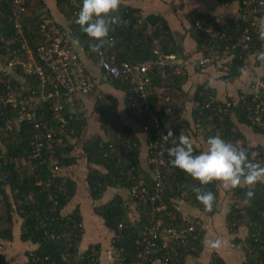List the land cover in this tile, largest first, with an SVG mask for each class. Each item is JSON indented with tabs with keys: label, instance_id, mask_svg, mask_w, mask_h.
Returning <instances> with one entry per match:
<instances>
[{
	"label": "trees",
	"instance_id": "1",
	"mask_svg": "<svg viewBox=\"0 0 264 264\" xmlns=\"http://www.w3.org/2000/svg\"><path fill=\"white\" fill-rule=\"evenodd\" d=\"M55 1L59 11L67 20V24L61 25L67 28L72 44L80 57V53L84 52L93 61L100 63L99 52L101 51L106 58L113 59L116 64L120 65L124 61L143 62L149 57L155 56L154 51L159 49V52L166 56L175 55L176 58L187 59L183 45L176 42L170 27L162 16L149 14L143 17L140 9L122 2L119 11L113 14L118 18V22L111 26L113 30L109 34V39L114 40V45L105 43L94 51L90 45L95 44L96 41L80 30V26L75 23L73 16L74 12L80 8L82 0ZM220 1L223 3L222 0ZM225 1L232 3L235 0ZM242 1L237 0L240 8ZM48 18H51V13L46 8L44 0H34V3L29 5L23 13L16 11L14 0H0V57L3 63L7 64L8 61L14 59L16 50L22 57H27L24 45L35 54L37 46L43 41L40 24ZM188 18L191 24L189 31L197 42L201 55L207 54L205 47L208 46V38L212 31L226 32L225 41L219 40L221 44H224L229 38L234 42L245 26V21L242 18L234 16L220 19L210 14H189ZM197 21L204 25L199 28L196 25ZM150 26L155 28L151 33H148ZM75 41L78 43H74ZM252 43L262 50L264 40L253 34ZM246 59V55L241 56L237 52L227 72L222 75V80L228 82L239 78L244 71ZM176 67L177 65L168 64L164 68L155 69L152 74V85L148 88L153 108H161L163 111L167 108L171 109L172 114L164 115V118L181 116L185 109L184 101L187 93L182 90V85L187 80L188 73L185 71V74L183 72L174 74L173 71ZM14 73L13 83L20 85L21 78H24L27 84H31L32 88L36 89L39 83V78L36 75H26L19 69ZM4 80L5 71L0 70V92L5 90ZM115 83L122 82L116 79ZM210 94L216 95V89L210 85L209 81L197 85L193 94L195 105L192 118L194 123H197L205 132L206 140L210 136H216L217 133L225 140L235 144L241 140L242 148L247 150L249 158L253 162L264 164V145L249 143L237 125H247L252 128L254 133L264 136V129L256 124L253 113L248 110L253 105V95L242 93V98L237 102H234L232 98H228L226 101L219 100L226 110L215 115L203 107L205 99ZM261 98L264 100V92L261 93ZM227 103L230 105L227 106ZM102 107H106V105L99 102L98 108ZM108 112L110 111L108 110ZM65 114L69 115L67 111ZM14 115H16V111L10 108L0 109V142L4 146V150H1L0 154V202L5 205L6 210V216L0 217V223L2 221L8 223V227L0 229V239L7 243L14 241V222L17 217L21 220L19 240L31 246L25 251V264H101L102 248L100 243L89 246L85 251H81L79 248V239L83 232L79 206L69 215L63 214L65 207L76 195L77 183L68 175L63 174L62 169L77 162L76 156L73 154L76 143H72L71 139L82 138L86 118L79 114L69 120L67 128L69 136L64 135L66 146L52 144L51 147L44 149L40 159L34 160L32 159V141L35 139L36 130L33 124L24 122L20 124L18 130L10 132L8 120L12 119ZM38 115L49 126H55L56 120L51 112L46 111L45 106H39ZM137 118L140 122L145 123L146 119ZM105 122L102 127L107 133H113V139L106 141L100 136L93 137L80 147L89 164L86 182L94 202L101 200L109 187L127 189L129 186L124 183L125 179L121 171H126L134 164H139L136 161L138 138L128 127L118 121ZM176 134L177 138L180 134L191 138L187 130L185 132L178 130ZM110 144L115 146L113 151ZM174 146V143L170 142L164 147L163 155L168 162L172 159L168 154V149ZM193 147L194 154L202 151L195 144ZM253 152L256 153V157H252ZM135 157L136 159H133ZM55 158L59 159L62 167L59 172L53 171L52 161ZM24 161L31 163L27 164ZM171 167V172H168L171 181L167 183L162 197L163 204L159 205L157 211V215L163 220L164 225L178 226L181 223L178 218L180 211L175 208L172 202L174 197L183 198L191 206L203 210L205 213L215 212L219 196V182L203 186V190H210L215 194L213 207L209 211L197 200L196 193L192 190L194 187H200L199 181L173 165ZM143 174L148 185H151L150 168L144 170ZM248 190L250 189L247 185L231 189L234 201L226 216V222L230 233H235L232 245L243 244L246 254L245 264H264V183H258L251 189L255 193L251 200H247L245 195ZM94 212L104 220L106 228L112 231L114 236L109 246L113 249L115 261L109 263L137 264L140 247L138 241L141 238L142 229L147 224L149 207L138 206L135 214L129 208L124 197L117 193L103 204L95 205ZM120 223L126 224V227L120 229ZM242 225L248 228L245 239H241L237 234ZM203 238L204 230L199 233L196 231L195 236L187 245L188 248L177 247L175 243L162 248V242H158V247L154 252L155 261H151L149 264H157L156 259L173 254V249L179 252V261L170 264H183L187 254L191 253L192 246L197 245V248L202 249ZM8 262L5 254L0 251V264H8ZM210 264H224V262L219 255L213 254Z\"/></svg>",
	"mask_w": 264,
	"mask_h": 264
},
{
	"label": "built area",
	"instance_id": "2",
	"mask_svg": "<svg viewBox=\"0 0 264 264\" xmlns=\"http://www.w3.org/2000/svg\"><path fill=\"white\" fill-rule=\"evenodd\" d=\"M222 1L224 4H229L225 0ZM33 3L34 0H14L16 11L20 13L25 12L27 7ZM241 5V18L245 21V26L236 40L232 42L229 38L226 40L227 42L221 44L219 40L225 39L226 32L212 31L208 38V46L205 47L207 54L192 59L189 62L190 66L200 70L215 67L224 74L232 64L237 52L241 56L246 55L247 57L259 52V48L252 41L253 34L259 36V21L264 18V0H243ZM78 11L79 9L73 15L75 20ZM196 25L201 28L204 23L197 21ZM154 28L150 26L148 33H151ZM40 31L43 41L37 46L35 54L24 45L27 57H22L18 50L14 51L15 58L8 61L7 64L3 63L0 57V68L5 71V90L0 92V109L10 108L16 111V115L8 120L10 132L18 130L20 124L24 122L33 124L36 130L35 139L32 141V159L34 160L40 159L44 149L51 147L52 144L66 146L64 135L69 136L67 128L69 120L73 119L72 116L65 114L66 102L75 94H90L96 86V80L73 46L67 28L53 18H48L40 24ZM154 52L155 56H151L143 62L124 61L120 65L116 64L113 59L106 58L101 51L99 52L100 68L105 75L111 79L126 81L129 84L128 108L135 117L147 120L142 127L150 135L146 164L150 168L152 184L148 185L143 174L144 167L140 163L134 164L126 171H121L125 179L124 183L129 186L127 190L137 205L149 207L147 224L142 229L141 238L138 241L140 247L137 264H149V262L155 261L154 252L158 247V242H162V248L174 243L177 247H187L196 231L199 233L204 229L201 218L188 212L180 213L178 218L181 223L178 226H165L163 220L157 215L159 205L163 204L162 197L167 183L171 181L168 172H171L172 167L164 158V147L170 142L177 141L178 138L176 130H166L162 122L164 115L172 114L171 109L167 108L164 111L161 108L155 109L149 99L148 88L152 85V74L155 69L168 65V60L172 58L160 53L159 49ZM18 69L26 75H36L39 78L36 89H33L31 84H27L24 78H21L20 85L13 83L14 72ZM175 71L176 74L179 73L177 70ZM262 92H264V78L253 80L250 93L253 95L254 102L248 110L253 113L256 124L264 129ZM42 105L46 107V111L52 113L56 120L55 126H49L39 117L38 109ZM226 105L229 106L230 103ZM203 107L215 115L226 110V107L219 103L215 94H210L205 99ZM196 126L199 135L205 138L203 129L198 124ZM169 131L173 133L172 136H167ZM239 141L241 142L238 140L236 144L242 148V143L238 144ZM1 145L0 143V154L1 150H4ZM252 157H256L255 152ZM28 162L24 161L29 164ZM52 165L55 172H59L62 168L58 158L53 159ZM173 205L175 208H179L175 203ZM124 227L126 224H119L120 229ZM193 247L192 249H194ZM173 250V254L156 259V263L178 262L179 252ZM105 255L110 262L115 261L112 248L106 250Z\"/></svg>",
	"mask_w": 264,
	"mask_h": 264
},
{
	"label": "crops",
	"instance_id": "3",
	"mask_svg": "<svg viewBox=\"0 0 264 264\" xmlns=\"http://www.w3.org/2000/svg\"><path fill=\"white\" fill-rule=\"evenodd\" d=\"M44 1L46 8L51 13V18L62 25L67 24V20L59 11L56 1ZM121 2L133 8L140 9L143 17L149 14L162 16L170 27L176 42L183 45L187 59H179L175 55H171L172 58L168 60V64L177 65L175 70L179 72L178 74L182 72L185 74V71L188 73L187 80L182 85V90L187 93L184 101V113L181 116L175 117L170 116L164 118L163 116L162 122L166 130L175 129L176 133L178 130L181 132L187 130L196 147L202 151L205 150L207 140L199 135L196 126L197 123H194L192 118V111L195 105L193 94L196 86L209 81L210 85L216 89V95L219 100L226 101L228 98H232L234 102H237L242 98V93H250L253 80L255 81V79L264 76V59L259 58V54L264 52V44L262 50L247 57L244 71L239 78L225 82L222 80L223 73L215 67L194 71L196 69L189 65V62L194 58L200 57L201 53L198 50L197 42L192 37L191 31H189L191 24L188 15L210 14L220 19L231 16L241 18L242 14L237 1L229 4H224L220 0H121ZM78 49L80 50V48ZM80 55L88 71L96 80V86L90 94H75L66 102L65 111L72 117L78 116L79 114L84 116L86 118V125L83 128L82 138L71 139L72 143H76L73 154L76 156L75 159L77 162L62 169L63 174L68 175L77 183L76 195L65 207L63 214L69 215L79 206L83 227L82 236L79 239L80 250L85 251L89 246L100 243L102 248L100 254L101 264H111L106 258L105 251L111 248L109 244L113 241L114 236L112 235V231L106 228L104 220L94 212V206L103 204L117 193L124 197L129 208L135 214L137 213L138 205L127 189L118 187L107 188L101 200L94 202L89 194L88 184L86 182L89 164L80 147L83 146L85 141L87 142L89 139H93V137L97 138L100 136L106 141L108 139L112 140L113 133H107L102 127V124L104 121L109 123L114 120L118 121L120 124L128 127L138 138V142L136 143L138 157L136 161L143 165L144 170H147V146L150 135L148 136V133L143 130L142 125L144 122H140L137 117L131 114L128 108L127 96L129 94V84L126 81H121L122 83L120 84L115 83L116 79L107 77L101 70L100 63L93 61L84 52L80 53ZM175 70L173 71L174 74H176ZM99 102L105 104L106 107L98 108ZM237 125L238 129H241L245 134L249 143L253 145L261 143L264 145L263 135L254 133L252 128L247 125ZM110 146L113 151L115 146L112 144ZM133 159H136V157ZM231 189V187L219 182V196L217 197L216 210L211 214L191 206L181 197H174L172 199L173 204L175 203L176 207H179L176 209L180 213L188 212L192 215L199 216L204 227L202 249L197 248V245L193 247L194 249H190L191 253L187 254L183 264H210L213 254L219 255L223 259L224 264H245L246 254L243 249V244L241 243L237 246L232 245L231 242L235 238V233H230L226 222V216L234 201ZM82 193L85 194L83 198L80 197ZM237 234L241 239H245L248 234V228L242 225ZM217 238L227 241V244L220 248L210 247L209 242Z\"/></svg>",
	"mask_w": 264,
	"mask_h": 264
},
{
	"label": "clouds",
	"instance_id": "4",
	"mask_svg": "<svg viewBox=\"0 0 264 264\" xmlns=\"http://www.w3.org/2000/svg\"><path fill=\"white\" fill-rule=\"evenodd\" d=\"M120 6L121 0H82L75 23L84 34L96 41L90 45L92 50H97L105 43L114 45V40L109 39V34L113 30L111 26L118 22V18L113 14L119 11ZM258 34L259 38L264 40V18L259 21ZM259 58L264 59V52L259 54ZM172 135L171 131L167 134ZM173 143L175 146L168 149L172 158L169 162L199 181L200 187H194L192 190L206 210L212 209L215 194L210 190H203L205 185L213 182H221L231 188L247 185L250 190L245 195L247 200H251L255 195L251 189L258 183H264V164L253 162L246 149L219 135L208 137L206 149L198 154H194V142L187 135L180 134L178 142ZM226 244L227 241L220 238L209 242L212 248H220Z\"/></svg>",
	"mask_w": 264,
	"mask_h": 264
},
{
	"label": "rangeland",
	"instance_id": "5",
	"mask_svg": "<svg viewBox=\"0 0 264 264\" xmlns=\"http://www.w3.org/2000/svg\"><path fill=\"white\" fill-rule=\"evenodd\" d=\"M238 144L240 145L241 142L239 141ZM1 146L4 149L3 144ZM84 195L85 194L82 193L80 194V197L83 198ZM5 216H6L5 205L2 202H0V217H5ZM15 219L16 221L14 222V236H15L14 241L11 243H7V242H3L0 239V251H2L5 254L7 260L9 261L8 264H25L26 262L25 251L31 248V246H28L19 240V225H20L21 220L18 219L17 217ZM6 227H8V223H5L2 221L0 223V229L6 228Z\"/></svg>",
	"mask_w": 264,
	"mask_h": 264
}]
</instances>
